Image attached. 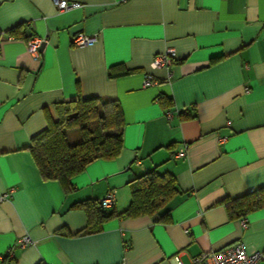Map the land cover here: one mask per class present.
<instances>
[{
    "label": "crops",
    "instance_id": "1",
    "mask_svg": "<svg viewBox=\"0 0 264 264\" xmlns=\"http://www.w3.org/2000/svg\"><path fill=\"white\" fill-rule=\"evenodd\" d=\"M69 1L0 0V264L9 248L16 264H176L175 254L192 264L237 241L264 264V204L232 215L222 202L264 185V0ZM79 32L95 39L77 45ZM166 50L169 64H153ZM114 65L128 72L108 75ZM146 74L156 81L142 85ZM77 94L118 99L123 146L66 190L41 177L25 146ZM152 168L177 183L165 220L120 214L84 230L75 202L112 192L106 208L118 213L130 179Z\"/></svg>",
    "mask_w": 264,
    "mask_h": 264
},
{
    "label": "trees",
    "instance_id": "2",
    "mask_svg": "<svg viewBox=\"0 0 264 264\" xmlns=\"http://www.w3.org/2000/svg\"><path fill=\"white\" fill-rule=\"evenodd\" d=\"M115 67L108 69V75L128 72L126 69L116 71ZM55 109L56 117H48L46 126L34 133L25 147L43 179L57 180L69 190L72 177L92 160L111 159L120 153L124 117L118 99L101 95L77 94L74 98L56 102ZM129 185L130 202L118 213L103 207L100 199L85 198L75 202L86 214L85 231H97L105 220L120 214H148L156 221L167 218L168 210L161 212V208L178 189L171 172L152 168L134 176ZM222 202L230 214L243 215L264 204V185L240 195L225 196Z\"/></svg>",
    "mask_w": 264,
    "mask_h": 264
},
{
    "label": "built area",
    "instance_id": "3",
    "mask_svg": "<svg viewBox=\"0 0 264 264\" xmlns=\"http://www.w3.org/2000/svg\"><path fill=\"white\" fill-rule=\"evenodd\" d=\"M53 5L59 9H67L76 4L74 1L69 0H51ZM95 39L94 35H87L81 32L76 33L73 37V42L77 45L92 42ZM27 50L30 53H36L37 49L42 43V38L39 36H30L26 40ZM174 54L173 50H166L165 52H160L152 57V63L158 66L168 65L170 62V57ZM156 80L152 78L150 74H146L142 85H148ZM168 116L171 112L166 113ZM186 153V146H182L178 151L174 153V156H183ZM7 194H1L0 199L5 197ZM113 202V193L108 192L102 198H100L99 203L103 207L111 206ZM31 241V237L28 234L17 239V244L23 246ZM263 254L261 250L248 251L246 246L242 241H237L231 245H227L220 249L202 251L194 256H192V264H257L262 258ZM174 262L176 264H182V261L178 254L173 256ZM2 264H16L15 256L13 251L9 248L1 255Z\"/></svg>",
    "mask_w": 264,
    "mask_h": 264
}]
</instances>
